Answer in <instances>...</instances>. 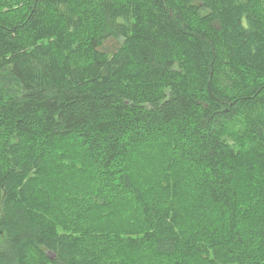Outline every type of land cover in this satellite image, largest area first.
<instances>
[{"label": "trees", "instance_id": "1", "mask_svg": "<svg viewBox=\"0 0 264 264\" xmlns=\"http://www.w3.org/2000/svg\"><path fill=\"white\" fill-rule=\"evenodd\" d=\"M8 12L0 264L121 263L94 251L90 214L53 228L70 179L86 188L72 198L106 214L128 199L141 249L163 264H264V0H27ZM241 70L257 80L220 87ZM179 172L182 201L169 187Z\"/></svg>", "mask_w": 264, "mask_h": 264}, {"label": "rangeland", "instance_id": "2", "mask_svg": "<svg viewBox=\"0 0 264 264\" xmlns=\"http://www.w3.org/2000/svg\"><path fill=\"white\" fill-rule=\"evenodd\" d=\"M27 0H0V10L3 9L9 11L8 13L14 14L18 13L22 3ZM257 79L252 73L241 70L239 74H231L229 72H223L220 74L218 83L221 88L229 93L237 91L242 86L253 83ZM161 145H150L145 149L148 154L155 153L157 149L163 151ZM166 150V154H167ZM171 157V155L169 156ZM171 161V159H170ZM170 166V165H169ZM168 166V167H169ZM172 167V164H171ZM69 175L70 172H65ZM184 175L179 172V175L174 179V182L170 183V189H175L177 191V200H183L186 196L185 187L182 183ZM66 185L70 187V190L63 191L60 193L59 203H62L59 209L61 214V221L53 219V228L59 232L71 231L77 228V221L83 219V215L88 216L90 214L91 221L95 223L93 227L88 229L90 234V241L94 251L97 252L99 256L103 254V262H111L113 260H121L124 264H163L162 262L155 259L153 254L148 253L141 249V224L143 221L139 219L140 213L133 210L131 203L126 198H119L116 200V206L114 208V213L108 214L104 213L98 207H95L91 203L77 201L73 196L79 197V193L86 189L84 185L82 188H75L73 182L68 180ZM62 189L64 186H61ZM180 195V196H179ZM107 215V216H104ZM72 218L75 219V224L72 223ZM180 220V218L178 219ZM80 228L84 226L83 223L79 224ZM113 225V226H111ZM118 241L119 245L114 243ZM107 242L114 245L110 246ZM120 263V264H121Z\"/></svg>", "mask_w": 264, "mask_h": 264}]
</instances>
